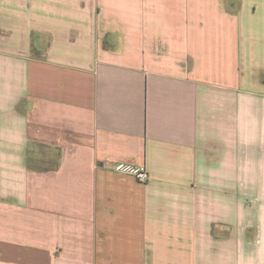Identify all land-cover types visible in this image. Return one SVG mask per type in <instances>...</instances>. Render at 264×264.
Instances as JSON below:
<instances>
[{
	"label": "crops",
	"instance_id": "obj_1",
	"mask_svg": "<svg viewBox=\"0 0 264 264\" xmlns=\"http://www.w3.org/2000/svg\"><path fill=\"white\" fill-rule=\"evenodd\" d=\"M0 264H264V0H0Z\"/></svg>",
	"mask_w": 264,
	"mask_h": 264
},
{
	"label": "built area",
	"instance_id": "obj_2",
	"mask_svg": "<svg viewBox=\"0 0 264 264\" xmlns=\"http://www.w3.org/2000/svg\"><path fill=\"white\" fill-rule=\"evenodd\" d=\"M115 172L132 176L138 182L145 183L148 180V174L143 167H134L130 165H118L115 167Z\"/></svg>",
	"mask_w": 264,
	"mask_h": 264
}]
</instances>
